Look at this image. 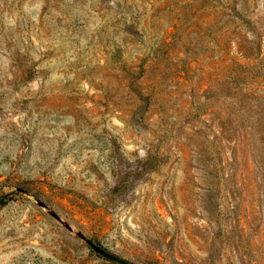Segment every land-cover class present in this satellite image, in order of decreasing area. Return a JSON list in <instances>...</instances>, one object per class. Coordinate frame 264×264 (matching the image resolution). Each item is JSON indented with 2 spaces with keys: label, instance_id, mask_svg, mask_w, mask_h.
Masks as SVG:
<instances>
[{
  "label": "rangeland",
  "instance_id": "rangeland-1",
  "mask_svg": "<svg viewBox=\"0 0 264 264\" xmlns=\"http://www.w3.org/2000/svg\"><path fill=\"white\" fill-rule=\"evenodd\" d=\"M264 264V0H0V264Z\"/></svg>",
  "mask_w": 264,
  "mask_h": 264
},
{
  "label": "trees",
  "instance_id": "trees-1",
  "mask_svg": "<svg viewBox=\"0 0 264 264\" xmlns=\"http://www.w3.org/2000/svg\"><path fill=\"white\" fill-rule=\"evenodd\" d=\"M102 249V248H101ZM100 254V256L104 257L107 260L113 261L117 264H133L132 262H129L128 260H125L123 258H120L116 255H113L105 250H103V252H98Z\"/></svg>",
  "mask_w": 264,
  "mask_h": 264
},
{
  "label": "water",
  "instance_id": "water-1",
  "mask_svg": "<svg viewBox=\"0 0 264 264\" xmlns=\"http://www.w3.org/2000/svg\"><path fill=\"white\" fill-rule=\"evenodd\" d=\"M89 245L95 249L97 252H103V249H101L99 246L95 245L93 242L88 241Z\"/></svg>",
  "mask_w": 264,
  "mask_h": 264
}]
</instances>
